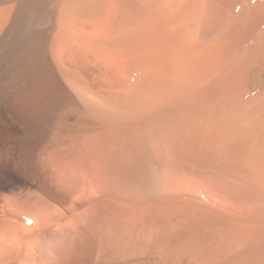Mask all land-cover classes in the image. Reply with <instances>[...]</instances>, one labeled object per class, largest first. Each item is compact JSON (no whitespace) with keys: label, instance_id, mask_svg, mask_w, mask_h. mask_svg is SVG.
<instances>
[{"label":"bare ground","instance_id":"bare-ground-1","mask_svg":"<svg viewBox=\"0 0 264 264\" xmlns=\"http://www.w3.org/2000/svg\"><path fill=\"white\" fill-rule=\"evenodd\" d=\"M0 264H264V0H0Z\"/></svg>","mask_w":264,"mask_h":264},{"label":"clouds","instance_id":"clouds-1","mask_svg":"<svg viewBox=\"0 0 264 264\" xmlns=\"http://www.w3.org/2000/svg\"><path fill=\"white\" fill-rule=\"evenodd\" d=\"M182 27V24L177 23L173 25V30L180 33ZM167 67L168 70L176 76H181L188 71L187 63L179 52H175L167 57Z\"/></svg>","mask_w":264,"mask_h":264},{"label":"rangeland","instance_id":"rangeland-1","mask_svg":"<svg viewBox=\"0 0 264 264\" xmlns=\"http://www.w3.org/2000/svg\"><path fill=\"white\" fill-rule=\"evenodd\" d=\"M211 202H216V200H213V198H212V196H211ZM223 204H221V206H222Z\"/></svg>","mask_w":264,"mask_h":264}]
</instances>
